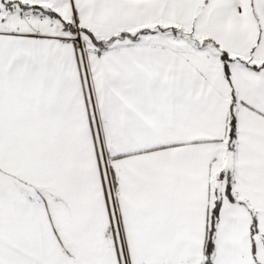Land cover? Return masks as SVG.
<instances>
[{"label":"snow or ice","instance_id":"1","mask_svg":"<svg viewBox=\"0 0 264 264\" xmlns=\"http://www.w3.org/2000/svg\"><path fill=\"white\" fill-rule=\"evenodd\" d=\"M0 264H264V0H0Z\"/></svg>","mask_w":264,"mask_h":264}]
</instances>
